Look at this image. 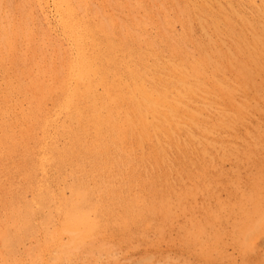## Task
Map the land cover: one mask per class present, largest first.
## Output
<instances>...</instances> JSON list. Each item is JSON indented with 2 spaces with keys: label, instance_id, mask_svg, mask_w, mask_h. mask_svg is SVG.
<instances>
[{
  "label": "bare ground",
  "instance_id": "bare-ground-1",
  "mask_svg": "<svg viewBox=\"0 0 264 264\" xmlns=\"http://www.w3.org/2000/svg\"><path fill=\"white\" fill-rule=\"evenodd\" d=\"M31 3L72 51L60 41L46 49L52 39L32 30L30 5L15 18L0 0V177L14 166L32 194L0 191L5 262H20L17 247L40 234L29 264L96 263L150 232L163 241L176 218L194 214L188 202L200 192L216 206L180 227V242L207 261L223 254L224 236L243 256L252 251L264 235L263 159L225 201L217 185L186 191L179 176L200 179L189 164L242 158L223 136L256 109L238 98L264 96V0ZM247 150L249 161L256 152Z\"/></svg>",
  "mask_w": 264,
  "mask_h": 264
},
{
  "label": "rangeland",
  "instance_id": "rangeland-1",
  "mask_svg": "<svg viewBox=\"0 0 264 264\" xmlns=\"http://www.w3.org/2000/svg\"><path fill=\"white\" fill-rule=\"evenodd\" d=\"M31 1L32 0H8V2H11V7H9L7 11H12L10 13L15 14L13 16L17 18L16 16L17 13L15 12V10H17L18 7L24 2L26 3L27 6H29L30 4L33 5ZM30 8L29 9L33 13V19H34L33 26L31 27L32 30H35V32H38L41 35H43L42 32L43 33L45 32L46 34H48L46 31L47 27L50 28L48 29V31L51 29L54 30L53 26L45 25L43 16H41L40 11H38L35 7H31V5H30ZM246 11L249 15V12H250L249 7H246ZM113 14H115L114 11H113ZM175 27H176V31L179 33L180 31L178 30H180V25L176 24ZM197 27L200 28L199 26ZM197 27H195L196 37L197 39L198 38L202 39V36H203L202 32ZM38 33H37V36H38ZM151 33H155V30L152 29ZM50 34L51 36L49 34L48 36L51 37L52 40L47 41L46 49L51 50V48H53V46H56L58 42L60 41L61 43L63 42L62 45L58 44L61 47V52H65L67 54L71 53L70 51H72V49L68 45L69 42L65 41L64 38L61 39V36H58L57 38L58 33L56 29L55 31H53V33H50ZM37 39L39 40V37H37ZM222 43L225 44V45L222 44V46H227L228 48L231 47L230 40L226 39L225 42H222ZM25 55L29 59L32 56L31 52L29 54L27 50H25ZM10 64L11 63L8 62L7 67L9 69L11 67V69L13 70L14 66ZM0 84L3 85L4 82ZM243 98L244 97L238 98L237 101L252 103L251 105L255 107L256 109L253 110L249 114L246 120H243L242 125L237 126L236 130L234 131L235 135L232 136V135L225 134V136H223L225 139H227L226 141L231 142V147L233 145L232 148L236 150V152L240 151L239 156L242 154V158L238 159V156L236 157L234 156L236 159H234V157H230V158H227L228 161L226 160L224 162H219L220 163L219 165H215V167H211V168L206 167L205 169L203 165L200 166L201 163L199 162L198 163L196 162V164H189L185 166L186 170H190L194 172L195 175H197V177L200 178V179L191 180L190 178L186 176H184V178H182L183 176H179V178L182 179L181 181H179V186L185 189L186 191L191 189V186L193 189L201 185H202L201 188H203L204 185L206 187L210 185H213V186L217 185V189L220 188L221 192L218 193L219 195H216V197L218 196L219 200L225 201L228 198L227 192H229V188L230 189L231 188L244 189L248 184L247 182L250 176L257 173V170L259 169V167L257 166L256 163L259 162V164H262L263 162L261 160L263 159L264 161V138H261L260 140H256L253 138L256 135L255 132H257V128L261 129V131H264V96L263 98L261 97L260 99H256V100L253 96H248L247 99L244 98L245 100ZM250 99L254 101L251 100L252 102H250ZM24 106L26 107L27 105H24ZM50 107H52L51 104L48 108ZM251 114L252 115L254 114V116H252ZM13 116L14 115L10 117H13ZM253 142H255V144H253ZM252 144L255 146H252ZM249 145L251 147H248ZM246 149L256 152L255 155H250V154L247 155L251 157V160L249 161H247V157H245ZM7 167H8L7 168L8 173H3L0 177V180L4 186L3 189L0 188V191H3V190L9 191L16 195H20L22 193V196H24L27 200H31L32 194L30 192L25 193L23 191V189L26 186V183L21 178L18 169L16 170L15 167L10 164ZM11 167L13 169H11ZM261 168L264 169V165ZM204 171L206 172L207 176L203 175L202 172ZM4 174H7L8 177ZM50 174H54V172L52 171L50 172ZM17 175L19 176V178ZM185 175H187V172ZM66 194H68L67 191H66ZM204 194H201L200 192L194 198L189 200L188 207L192 209V212L194 214L193 215H191V213L187 215L183 214L182 216L176 218L173 221L172 227L167 230L166 237L163 241L157 242V238L155 234L153 232H150L146 236V239L142 241L141 243L132 242L130 244L122 243L120 244V246L118 245L119 247L116 248L117 252L115 251L116 253H114V255L116 254V257L107 258L106 256H103V258L97 259L96 263H94V261L91 260L92 262L89 264H140L147 257L149 259L151 258V264H257L258 260L262 259L264 256V235L258 237L257 240L255 239L256 241L254 242L252 251H250L247 255H244V256L242 255L241 251L237 248V246H235L228 237L224 236L223 237L224 247L222 248L223 254H219V255L217 254L218 255L217 256L215 253H213V257L209 259L208 261L204 260V258L200 256L201 252H199V250H196L197 248L192 251L189 248H186V245H183V243L180 242L181 240H179V235H178L179 228L182 226H187L189 219H191L192 216L200 217L202 215L203 206H208L211 208H214L216 206L215 200L213 198L208 197L209 196L208 194H205V195ZM3 213L4 212L1 213V210H0V216H2ZM37 237L38 238L36 239H32V240L30 239V241L27 240L25 241V243L23 242L24 244H21L20 246L17 247L16 249L17 254L15 257H16L17 262L20 261L17 264H23V263L29 264V260H28L29 253L27 252H29L32 249L31 247L35 246L36 242L43 240L41 234L40 236L38 235ZM18 251H19V254H18ZM49 257H50L49 254L47 255L45 254L46 259H48ZM11 263L12 262H5V260L0 256V264H11ZM80 263L82 262H79V264ZM86 263L88 264V262Z\"/></svg>",
  "mask_w": 264,
  "mask_h": 264
}]
</instances>
